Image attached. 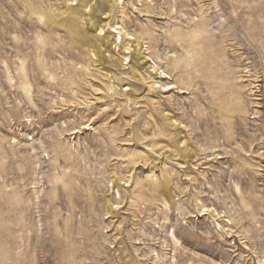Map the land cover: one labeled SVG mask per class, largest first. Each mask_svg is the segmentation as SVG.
<instances>
[{"label": "rangeland", "instance_id": "374dc122", "mask_svg": "<svg viewBox=\"0 0 264 264\" xmlns=\"http://www.w3.org/2000/svg\"><path fill=\"white\" fill-rule=\"evenodd\" d=\"M0 264H264V0H0Z\"/></svg>", "mask_w": 264, "mask_h": 264}, {"label": "bare ground", "instance_id": "6f19581e", "mask_svg": "<svg viewBox=\"0 0 264 264\" xmlns=\"http://www.w3.org/2000/svg\"><path fill=\"white\" fill-rule=\"evenodd\" d=\"M137 48H138V45H137Z\"/></svg>", "mask_w": 264, "mask_h": 264}]
</instances>
